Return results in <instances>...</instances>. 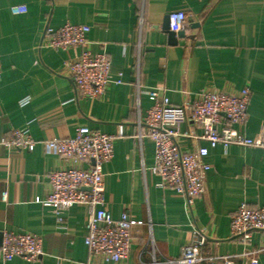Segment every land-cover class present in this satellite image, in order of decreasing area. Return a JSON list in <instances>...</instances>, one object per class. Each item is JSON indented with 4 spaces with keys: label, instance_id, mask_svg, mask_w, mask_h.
<instances>
[{
    "label": "crops",
    "instance_id": "1",
    "mask_svg": "<svg viewBox=\"0 0 264 264\" xmlns=\"http://www.w3.org/2000/svg\"><path fill=\"white\" fill-rule=\"evenodd\" d=\"M13 5L27 12L15 14ZM178 9L187 11L188 23L183 36H171L169 13ZM66 22L91 26L85 46H41L47 26ZM85 48L105 51L112 78L122 81L95 98L78 94L71 77L69 62ZM0 67V243L4 231L32 232L44 250L37 261L0 257V264H184L193 223L207 236L200 248L205 258L195 264H225V257L250 264L252 255L264 264V231L246 241L231 233L240 203L264 206V148L211 147L186 119L181 149L207 146L211 164L205 193L190 211L181 194L157 186L154 145L138 136L139 121L163 97L190 109L204 90L235 94L246 87L249 116L239 128L248 137L264 135V0H0ZM83 125L117 135L114 156L103 166L105 208L115 219L127 212L144 221L133 227L130 255L121 262L89 255L87 206L70 207L59 221L44 204L48 173L79 165L46 141L74 136ZM14 129L37 141L33 151L1 143Z\"/></svg>",
    "mask_w": 264,
    "mask_h": 264
},
{
    "label": "built area",
    "instance_id": "2",
    "mask_svg": "<svg viewBox=\"0 0 264 264\" xmlns=\"http://www.w3.org/2000/svg\"><path fill=\"white\" fill-rule=\"evenodd\" d=\"M11 10L15 14L25 13L27 7L13 5ZM169 20L170 29L180 32L188 23L187 11L173 10L169 13ZM90 30L88 24L72 22L58 28L47 26L41 46L64 51L85 46ZM111 66V59L105 51L95 53L88 48L83 49L78 57L69 62L77 93L95 98L102 96L110 83H121V79L112 78ZM250 98L251 90L246 87L235 94L204 90L192 99L190 109L172 104L169 97L157 100L139 121L138 134L140 140L149 139L154 145L155 162L151 171L159 177L157 186L181 194L190 211L196 199L205 193L206 177L211 168L206 160L209 148L181 149L180 139L188 136L181 129L186 119L201 128L200 138L211 147L235 144L264 148V135L248 137L239 128L248 119ZM28 100L26 97L20 102L26 104ZM118 134L121 135L122 130ZM116 136L83 125L74 136L47 140L49 146L58 150L61 159L79 165L71 164L48 173L50 190L44 204L51 207L59 221L70 207L87 206L89 219L85 245L89 255L104 261L121 262L130 255L133 227L144 224V221L131 217L127 212L120 219H115L105 208L103 166L114 156ZM1 143L16 151H33L37 145L30 134L20 129L13 130L11 139L3 137ZM3 199H7L6 191ZM256 231H264V206L251 207L247 202L240 203L231 216L232 235L246 241ZM206 241L205 233L193 223L192 242L184 247L180 262L195 264L202 261L205 257L200 254V248ZM43 255V238L40 235L14 231L2 233L0 257L4 261L14 257L37 261ZM223 260L225 264H232L228 257ZM250 264H256L255 255L250 257Z\"/></svg>",
    "mask_w": 264,
    "mask_h": 264
},
{
    "label": "water",
    "instance_id": "3",
    "mask_svg": "<svg viewBox=\"0 0 264 264\" xmlns=\"http://www.w3.org/2000/svg\"><path fill=\"white\" fill-rule=\"evenodd\" d=\"M168 24H169V22H168ZM168 26H169V25H168ZM174 34H176V33L170 31V35H171V36H173ZM177 34H178L179 36H183L184 32H178Z\"/></svg>",
    "mask_w": 264,
    "mask_h": 264
}]
</instances>
